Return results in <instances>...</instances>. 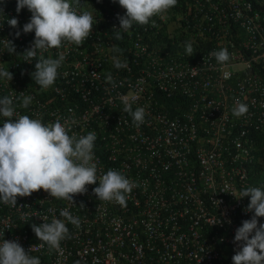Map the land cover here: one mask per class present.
<instances>
[{"label":"built area","instance_id":"obj_1","mask_svg":"<svg viewBox=\"0 0 264 264\" xmlns=\"http://www.w3.org/2000/svg\"><path fill=\"white\" fill-rule=\"evenodd\" d=\"M73 6L91 11L96 23L81 45L43 53L65 60L55 83L41 89L31 78L35 59L27 63L23 54L34 39L22 31L31 13H17L16 0L0 4V39L15 46L9 55L0 42V66L13 74L0 82V96L13 99L17 116L68 121L70 135L94 131L97 175L119 170L138 186L126 206L98 200L95 184L73 204L42 189L17 197L15 206L0 205L4 239L41 264H232L235 230L252 215L248 198L232 194L264 186L253 172L259 166L264 176V0H177L154 25H135L121 40L113 28L124 10L112 0ZM13 17L15 27L7 23ZM114 46L126 67L113 66ZM221 48L230 53L223 64L209 55ZM125 99L144 108L139 127L123 111ZM171 99H180L172 112ZM237 100L248 105L244 116L232 114ZM65 208L79 227L66 221L70 238L59 249L38 247L31 224L64 219Z\"/></svg>","mask_w":264,"mask_h":264},{"label":"clouds","instance_id":"obj_2","mask_svg":"<svg viewBox=\"0 0 264 264\" xmlns=\"http://www.w3.org/2000/svg\"><path fill=\"white\" fill-rule=\"evenodd\" d=\"M124 10L117 15L119 27L115 29L114 38L121 40L123 33L130 32L135 25L153 23V17L162 15L177 4V0H112ZM4 0H0V4ZM80 0H16V11L27 9L29 21L23 25V33H34V39L23 54L27 63L35 59V70L32 80L41 89L50 88L58 77V69L65 57H45L44 52L57 49L63 43L81 45L92 32L96 19L91 11H80L74 4ZM7 23L15 27L18 20L13 17ZM20 32L16 33L18 37ZM9 55L15 54L12 41L0 39ZM111 57L117 69L126 67L121 59L122 50L114 46ZM191 44L186 45V55L193 54ZM210 56L217 63L223 64L230 59L227 48L213 50ZM2 64V63H0ZM13 74L0 66V82L9 84ZM111 73L107 80L112 81ZM32 96H23L21 107L28 108ZM124 112L131 113L132 121L139 127L145 119L143 107L133 110L132 104L125 99ZM248 105L236 101L232 109L235 117L247 114ZM0 205L15 206L17 197H27L37 190H44L52 198L69 201L87 191L86 185L95 184L92 189L98 200L114 202L126 206L128 196L137 187L119 170L109 169L103 175H97V164L94 162V146L97 139L94 131L86 135L69 134L67 124L60 119L44 123L42 119L28 115L16 114L13 99L0 96ZM74 122V121H72ZM240 200L248 198L245 212L252 213L251 218L243 220L236 228L234 243L238 250L232 256V264H264V186H248L234 190L232 194ZM82 207V205H81ZM60 218L39 225L31 224L35 236L41 241L38 247L45 245L49 249H59L61 241L70 238L66 221L76 227L80 219L67 209L60 211ZM47 218H44L46 221ZM5 230V229H4ZM4 230L0 231V264H41L38 256L30 255L18 241L4 239ZM33 247H37L33 246Z\"/></svg>","mask_w":264,"mask_h":264},{"label":"trees","instance_id":"obj_3","mask_svg":"<svg viewBox=\"0 0 264 264\" xmlns=\"http://www.w3.org/2000/svg\"><path fill=\"white\" fill-rule=\"evenodd\" d=\"M173 100H175V99H171V100H168V101H167V106H168L170 112H172V111L174 110L173 107H172V104H173V102H174ZM175 101L179 102L180 99H176ZM259 171H260V167H259V166H258V168L255 167V168L253 169V172H254V173L257 172V174H256V179L261 180L262 182H264V176L261 177Z\"/></svg>","mask_w":264,"mask_h":264}]
</instances>
